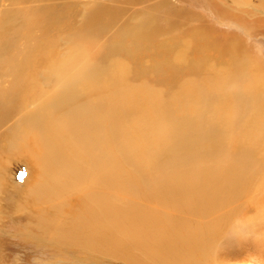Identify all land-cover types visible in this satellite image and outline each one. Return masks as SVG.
<instances>
[{
	"label": "rangeland",
	"instance_id": "1",
	"mask_svg": "<svg viewBox=\"0 0 264 264\" xmlns=\"http://www.w3.org/2000/svg\"><path fill=\"white\" fill-rule=\"evenodd\" d=\"M261 83L264 0H0V264H264Z\"/></svg>",
	"mask_w": 264,
	"mask_h": 264
},
{
	"label": "bare ground",
	"instance_id": "2",
	"mask_svg": "<svg viewBox=\"0 0 264 264\" xmlns=\"http://www.w3.org/2000/svg\"><path fill=\"white\" fill-rule=\"evenodd\" d=\"M206 45H210L209 43H205ZM203 45V44H202ZM205 46V45H204ZM236 45H234V47H235ZM201 50H203L202 48H201ZM205 50L207 51V50H209V49H207V48H205ZM232 50H233V48H232ZM219 54V53H218ZM254 69H256V68H254ZM223 81V80H222ZM260 90H261V92H262V96H263V98H262V103H263V111H264V84H262L261 83V85H260ZM159 116V115H158ZM263 152V151H262ZM264 153V152H263ZM228 160V162L230 161L229 159H227ZM44 164V163H43ZM196 164V163H195ZM217 164V163H216ZM44 166V165H43ZM216 168H218V165H216L215 166ZM226 168V167H225ZM222 170H223V167H222ZM228 170H229V165H228ZM231 170V169H230ZM220 172V171H219ZM203 175V174H202ZM228 175V174H227ZM217 177V176H216ZM207 178V177H206ZM221 179V178H220ZM202 181V180H201ZM206 180H204L203 182H205ZM219 181V180H218ZM40 182L37 180V183L36 184H39ZM214 183V182H213ZM215 184V183H214ZM231 188H232V186H230ZM234 187V186H233ZM212 188V187H211ZM217 192V191H216ZM215 191H214V193H213V191H211V196H210V198L214 201V199H215V197H214V194L216 193ZM28 195H30L31 197H32V202H36V200H37V198H40V197H43V195L46 193V190L45 189H37V190H35V189H33L32 188V186H31V189H28L27 190V192H26ZM157 193V192H156ZM158 194V193H157ZM222 197V196H221ZM263 206H261L260 207V212H262L263 214H264V212H263ZM197 210V209H196ZM198 212H199V209L197 210ZM207 213H203V214H208V213H211L212 212V210L210 211V210H207L206 211ZM109 213V212H108ZM107 213V215H109ZM197 214H199V213H197ZM110 216V215H109ZM145 217L146 216H144L143 215V217H142V221L145 219ZM194 219V218H193ZM193 219H191V220H193ZM141 222V221H140ZM191 222V221H190ZM216 228V227H215ZM184 229H186V231H188V227L187 226H185L184 227ZM191 229V228H190ZM94 234V233H93ZM93 234H92V236H93ZM96 234V233H95ZM114 237V236H113ZM191 237H192V235H191ZM78 238V237H77ZM212 238V237H211ZM211 238H209L208 240H206L205 241V243H204V247L205 248H207V247H210V240H211ZM186 240H188L189 242H185V243H191L192 242V245H189V248H191V249H196V245H197V238L195 237V236H193V238L191 239H187L186 238ZM105 241V240H104ZM191 241V242H190ZM212 241V240H211ZM152 243V242H151ZM210 244V245H209ZM150 247V246H149ZM196 252V251H195ZM197 253V252H196ZM208 254H205V253H197V256H196V258H195V261L194 260H191V261H188V260H185V261H182V263H180V264H205L204 262H207L208 263ZM170 259H173V258H170ZM183 259H184V256H183ZM171 261V260H170ZM162 264V263H161ZM209 264V263H208Z\"/></svg>",
	"mask_w": 264,
	"mask_h": 264
}]
</instances>
